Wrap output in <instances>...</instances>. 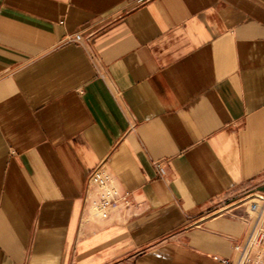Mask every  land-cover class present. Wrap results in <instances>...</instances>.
<instances>
[{
	"label": "crops",
	"instance_id": "1",
	"mask_svg": "<svg viewBox=\"0 0 264 264\" xmlns=\"http://www.w3.org/2000/svg\"><path fill=\"white\" fill-rule=\"evenodd\" d=\"M257 190L264 0H0V264H226Z\"/></svg>",
	"mask_w": 264,
	"mask_h": 264
},
{
	"label": "built area",
	"instance_id": "2",
	"mask_svg": "<svg viewBox=\"0 0 264 264\" xmlns=\"http://www.w3.org/2000/svg\"><path fill=\"white\" fill-rule=\"evenodd\" d=\"M164 172L160 164H157ZM88 191L93 195L100 213L109 206L115 208L124 203L129 206L126 195L114 186L111 176L99 166L91 174ZM246 207V219L250 221L245 239L234 245L233 257L223 259L226 264H264V191H252L232 203L221 205L216 212L230 211L238 206Z\"/></svg>",
	"mask_w": 264,
	"mask_h": 264
},
{
	"label": "rangeland",
	"instance_id": "3",
	"mask_svg": "<svg viewBox=\"0 0 264 264\" xmlns=\"http://www.w3.org/2000/svg\"><path fill=\"white\" fill-rule=\"evenodd\" d=\"M93 206H94V211H95L96 213H100L97 204L93 203Z\"/></svg>",
	"mask_w": 264,
	"mask_h": 264
}]
</instances>
